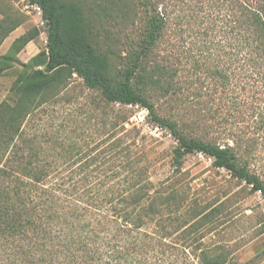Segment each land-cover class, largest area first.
Returning <instances> with one entry per match:
<instances>
[{
	"label": "trees",
	"instance_id": "16d2710c",
	"mask_svg": "<svg viewBox=\"0 0 264 264\" xmlns=\"http://www.w3.org/2000/svg\"><path fill=\"white\" fill-rule=\"evenodd\" d=\"M29 2L41 8L46 44L23 64L7 98L0 101V264H228L227 250L202 246L200 228L208 213L185 207V198L174 188L166 193L153 189L143 138L133 132L134 125L124 127L128 115L121 108L110 111L111 104L146 107L153 123L167 128L176 141L172 167L178 169L190 153H203L214 167L227 170L264 198V181L250 171L238 141L220 145L188 137L174 120L155 115L143 96L145 83L162 84L174 94L182 91L174 90V70L147 61L164 15L155 11L147 18L138 48L128 55L129 66L115 78L108 58L91 42L79 5ZM2 6L0 2V44L19 24ZM227 33L232 35L230 51L223 53L230 56L232 67L264 78V2L239 10ZM35 36L26 32L12 41L0 55V75ZM226 69L215 67L213 77L225 84ZM72 75L99 92L96 108L102 110L108 141L76 168L83 158L73 151L75 142L69 139L66 151L56 153L54 145L41 146L36 130L30 132L42 106L51 103ZM134 77L139 80L134 82ZM91 110L88 120L95 115ZM109 113L114 116L109 118ZM118 131L122 135L115 137Z\"/></svg>",
	"mask_w": 264,
	"mask_h": 264
},
{
	"label": "rangeland",
	"instance_id": "374dc122",
	"mask_svg": "<svg viewBox=\"0 0 264 264\" xmlns=\"http://www.w3.org/2000/svg\"><path fill=\"white\" fill-rule=\"evenodd\" d=\"M58 1L80 6L90 26L91 42L98 52L106 55L109 72L115 78L122 76L129 66L128 55L138 48L147 18L155 11L164 15V27L147 61L166 64L174 70V90L180 87L182 91L174 94L162 84L145 83L141 86L143 96L155 115L174 120L188 137L220 145L238 141V149L246 155L250 171L264 181V78L247 68H233L230 56L223 53L230 51L228 43L232 35L227 32L233 25V16L264 0ZM0 2L6 14L19 20L1 42L0 55L21 34L36 33L0 75L2 101L23 64L45 49L46 35L41 13L28 6L29 0ZM215 67H227L225 84L213 77ZM138 80L133 78L134 82ZM99 101L97 90L89 89L82 79L72 75L51 103L42 106L45 108L32 120L30 132L36 130L41 146L54 145L56 153L66 151L69 139L75 142L73 151L83 158L74 165L76 168L108 142H104L107 135L100 122L102 110L96 108ZM92 108L95 115L88 120ZM110 108L111 112L121 108L128 115L124 127H133L130 122L133 105L111 104ZM112 116L114 113L108 114L109 118ZM149 120L153 122L150 116ZM122 132L118 131L115 137ZM133 132L143 138L153 189L166 193L174 188L185 198V207L195 206L202 215L208 213L200 228L202 246L227 250L228 264H264V198L260 193L252 192L227 170L214 167L212 159L200 152L186 155L178 169L172 167L171 153L177 144L165 127L161 126L157 136L145 134L136 126ZM58 160L62 158L59 156Z\"/></svg>",
	"mask_w": 264,
	"mask_h": 264
},
{
	"label": "built area",
	"instance_id": "2783aa9c",
	"mask_svg": "<svg viewBox=\"0 0 264 264\" xmlns=\"http://www.w3.org/2000/svg\"><path fill=\"white\" fill-rule=\"evenodd\" d=\"M28 6L37 10L38 13H41V8L36 3H30ZM133 106L134 112L130 117L131 124L140 128L141 132L145 134L157 136L160 133L161 126L149 120V110L146 107L140 106L138 104Z\"/></svg>",
	"mask_w": 264,
	"mask_h": 264
}]
</instances>
